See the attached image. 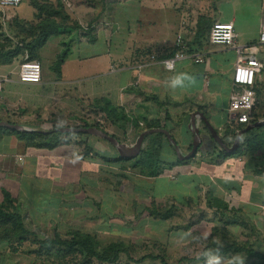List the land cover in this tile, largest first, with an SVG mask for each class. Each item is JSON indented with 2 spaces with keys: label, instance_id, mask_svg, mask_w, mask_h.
Wrapping results in <instances>:
<instances>
[{
  "label": "crops",
  "instance_id": "crops-1",
  "mask_svg": "<svg viewBox=\"0 0 264 264\" xmlns=\"http://www.w3.org/2000/svg\"><path fill=\"white\" fill-rule=\"evenodd\" d=\"M38 1L51 4L61 2L66 16L69 17L70 22L67 25H74L73 27L76 26L78 29L60 30L37 49V61L41 66L40 84L19 83L16 61L11 65H0V207L16 210L33 228L40 226L44 228V226H50L51 221L55 222L54 219H65L68 195L72 196L76 211L80 210L82 216L84 205L91 206L86 203V198L83 199L84 193H93L91 191L96 189H120V187L121 189H138V192L140 190L142 192L147 182L152 179L157 178L160 182L168 179L176 181L178 176H181V183L188 185L189 189H195L198 195L201 192L204 194V205L209 210L204 213L205 216L188 224L190 227L195 226L193 235L199 239L188 235L190 231L188 227V231L180 232L181 236H176L177 233L172 229L171 233L164 236L163 244L158 245V241L151 238L147 240L155 247L157 251L155 253L141 251L139 247L133 249V252L127 251L128 256L126 254L124 256L129 260L127 261L129 264H158V262L161 264L158 257L164 259L169 255L165 250L169 244L173 248H176L178 244L183 248L188 241L193 247L198 241L203 245V249L215 248L218 242L223 244V248L233 242H247L256 253L264 254V145L255 153L221 158L217 143L206 134L201 117L195 115V126L200 133L205 150L199 154L196 153L193 159L184 160L180 164L176 163L179 159L174 150L176 145L181 156L189 153L188 149L193 140L189 129L192 114L199 113L203 116L207 114L209 119L207 121L216 126L218 131H222L224 125L230 123L228 103L232 92L234 52L212 45L209 40H206L209 46L208 51L199 52L202 47L200 46L196 47L198 52L193 53L202 55L203 63L195 64L190 59H184L176 63L173 71L167 72L159 62H151L150 57L155 55L159 61L173 52L176 37L168 43L162 42L161 37L158 39L156 36L155 39L151 37L152 43L136 42L131 45L129 21L125 22L128 12L125 6L131 0H99L100 6H95L91 2L85 3L84 0H76L75 5L69 0H67L68 5L62 0ZM110 2L111 5L108 4ZM139 5L136 6L139 8L141 7ZM19 6L4 12V16L9 19L6 25L16 20L20 24L27 23L36 27L40 20L32 0H28L29 9H21ZM120 9L124 13L121 16L118 14ZM146 12L152 11L142 9L140 15ZM142 19L136 21L137 33L146 35L153 33L154 21L152 22L154 25L151 23L148 28H145L142 25ZM217 20L220 22L219 20L222 19ZM3 21L5 20L0 12V26H4ZM226 22H231L235 30L234 18L222 23ZM88 28L91 31L89 34ZM157 33L159 34V31H155V34ZM235 34L237 39L236 30ZM53 37L57 38V42L54 47H48ZM71 37L76 44L66 43L68 49L63 50L62 47L66 45L63 41L70 40ZM31 40L32 38H28L27 41ZM256 42L257 40H253L248 45ZM228 50L230 54L233 53L231 59L225 57ZM58 61H61L59 65ZM99 61L110 62L108 73H101ZM88 62L94 64L97 62L95 70H91L90 74L85 75L86 77L80 78L78 71ZM68 63L72 74L66 72ZM198 66L200 67L198 70H193V67ZM161 71L169 75H162ZM179 73H188L194 77L195 82L189 87L173 92L168 88L167 82ZM104 77L108 78L107 85H102V90L99 91L92 89V82H100L104 80ZM211 77L216 79L213 84L210 82ZM3 79L7 80L3 81ZM84 83H90L89 90L79 89L80 84L83 86ZM255 92L257 102L254 110L263 115L264 80L261 73L256 79ZM101 99L106 100L110 107L118 109L117 114L120 116L115 120L113 118L114 121L119 120L122 115L129 114L134 121H139L140 125L146 121L158 123L160 126L158 130L166 131L172 140L170 142L163 134L166 142L160 160L171 166V170L178 166L179 173L175 175L163 173L156 178H148L133 166L139 155L125 163L115 162L118 154L116 155L114 151L111 153L106 147L100 152L98 147L103 148V144L96 140L98 137L91 136L96 140L94 141L96 146H92L89 141L59 136L60 141L51 148L48 145L51 141V132L22 128V126L32 125H27L28 122L35 123L34 126L39 127L41 123L52 118L56 110L59 111L55 118L63 113L62 118H58L61 121L67 118V121L81 122V125L82 123L90 124L91 119L81 116L84 114L85 105H88L91 114L99 115L101 118L103 114L92 105ZM74 116L78 119H74ZM115 123L109 124L107 128L111 137L121 143L118 137L124 136V133L133 127L128 121ZM4 124L18 126L22 130H12ZM95 124L97 121L93 123ZM30 133H39L41 136L30 138L28 136ZM84 145L90 148V153H87V150L84 151ZM127 183H130V187H127ZM212 199L218 203L215 204ZM176 200L173 201L178 204ZM182 201L183 197L180 204ZM148 204L149 206L142 207V204L135 205L133 201L130 202L132 209L134 206L137 208L140 206L141 211L146 213H148L147 209H151L150 207L154 205L158 216L149 218L154 219L152 221L155 226H158V221L170 222L174 225L173 219L177 217L178 206L173 203L167 207L166 204L157 205L150 201ZM165 212H169L170 216L163 219L160 215ZM136 214L129 216L133 224L134 218H139ZM75 217L79 216L76 214ZM143 221L148 223L146 220ZM132 226L131 224L129 227L132 228ZM186 233L187 235L184 236ZM205 235L207 239L203 238ZM130 245L134 246L131 242ZM4 249L7 250V248ZM173 252L174 255L170 253L169 256H176L179 261L191 259L187 261L188 264H204L201 255L198 259H192L197 258L195 252L193 257H186L188 259L179 252ZM190 252L192 253L191 250ZM133 253L139 255L138 260ZM238 255L245 256V254ZM148 256L156 259L140 260ZM222 256L227 259L232 255ZM121 258L120 255V261ZM249 261L264 264L256 259Z\"/></svg>",
  "mask_w": 264,
  "mask_h": 264
},
{
  "label": "rangeland",
  "instance_id": "rangeland-1",
  "mask_svg": "<svg viewBox=\"0 0 264 264\" xmlns=\"http://www.w3.org/2000/svg\"><path fill=\"white\" fill-rule=\"evenodd\" d=\"M85 3H94L95 6H98L99 0H84ZM109 1V0H105ZM72 4L75 5L76 0H69ZM61 6V2L59 3ZM111 5V2L108 3ZM140 4V5H139ZM58 4H56L57 6ZM139 5L141 7L138 8ZM100 6V5H99ZM143 6V7H142ZM153 6V8H152ZM21 9H29L28 8V0H22L20 6ZM126 9L128 12L125 16V22L129 21V30H130V40L129 43L132 45L136 42L141 43H152L153 39L158 36V39L161 37L162 42H171L175 37L181 35L187 45L196 48L202 46L199 52H207L209 49L208 44H206V40H209V32L211 26L216 23L217 19L220 22H225L227 19L232 20L235 19V30L237 33V39L235 40L238 46L248 45L251 41L257 40L259 38L260 26L262 21V16L264 14V0H131L129 4H126ZM138 10L136 11V9ZM16 9V8H15ZM150 9L152 12H146L145 14L140 15V10ZM14 10V9H10ZM46 19H49V16L53 15L52 10L46 9L45 11ZM61 13L64 14V7L60 10ZM59 13V12H55ZM123 15V10L120 9L118 13ZM57 15V14H56ZM57 19L60 21L58 23L62 24L64 19L62 14L57 15ZM43 18V19H44ZM140 18L143 27L148 28L151 23L154 26L153 33H149L148 35L144 33H137L138 26L136 25V21ZM150 23V24H149ZM37 25V24H36ZM26 26V25H25ZM22 25V28H18L17 30L12 29L7 25L0 26V52L6 53L8 51H13L14 49L23 48V45L26 46V40L28 38H32L33 36L38 37L36 30H33V27ZM127 26V25H125ZM155 31L159 34H155ZM147 36V37H146ZM142 37V38H141ZM57 38L53 37L48 47H54ZM67 40V41H66ZM64 44L72 43L74 38L71 37L70 40L66 39ZM76 43L73 42V45ZM130 45V47H131ZM63 50L65 48L68 49L67 44L62 47ZM211 49H214L211 47ZM229 51V50H228ZM73 52V50H72ZM66 53V52H65ZM22 54V53H20ZM231 54H233L231 52ZM230 51L225 53V57L231 59ZM23 54L20 55L15 61L19 65L22 62ZM261 56L263 58V69L261 72L262 80H264V47L261 49ZM233 57V56H232ZM52 58V57H50ZM46 60V59H44ZM36 61V60H35ZM38 62V61H37ZM45 62V61H44ZM109 61L103 63L101 61L98 62L100 65L101 73H108L109 70ZM51 64V63H50ZM97 62L94 64L93 62H88L84 64V67L78 71L80 74V78L86 77L85 75L90 74V71L95 70ZM69 63L66 66V72L68 74H72L70 72ZM68 68V69H67ZM200 67H193V70H198ZM162 75H169L165 74L161 71ZM107 77H104V80H100V82H92V89L102 90V85L107 83ZM215 78L210 79V82L213 84L215 83ZM97 83V84H94ZM107 85V84H106ZM90 83H84L79 89L82 91L89 90ZM68 108V107H67ZM87 108V109H86ZM53 112L52 118L47 119L46 122L40 124L39 127L34 126L35 123H26L32 124L30 126H22L23 129L26 130H34V131H43V132H53L55 129L63 128V127H71L74 128L77 125H81V122H74L72 120H68L65 118L64 120H59L58 118H62V114ZM64 112V111H63ZM83 117L91 119L92 121L89 122L91 125L95 123V121L99 120L100 122L97 123L106 134L111 136V133L108 131L109 125L108 121L104 119L103 116L93 115L91 114L90 108L88 105H85L83 111ZM254 114L261 117V115L255 111ZM67 115V114H66ZM64 115V116H66ZM91 115V116H89ZM128 117H131L129 114H125ZM75 117V118H74ZM71 118L78 119L77 116ZM97 118V120H96ZM132 118V117H131ZM137 132L132 128L128 129L124 133V136H119V140L122 144L132 146L135 145L138 136L136 135ZM113 136V135H112ZM65 137V136H62ZM67 137V136H66ZM79 139L82 141H89V143L93 146L94 141H100L103 144V148H100V152L104 150L106 147L108 151L116 150L105 140L91 137L90 135H83L77 136L73 135L70 136V139ZM235 142V141H234ZM234 144V143H233ZM232 144V145H233ZM96 146V145H94ZM100 146V145H99ZM146 144L142 149H144ZM86 147V145H85ZM205 148V147H204ZM200 147L197 154L201 153L205 149ZM190 152V151H189ZM107 154V153H106ZM188 155V154H186ZM185 155V156H186ZM183 156V157H185ZM178 158V156H177ZM193 158L188 159L191 160ZM125 163V162H123ZM166 164V165H165ZM161 168L163 172L166 174L175 175V173H179L178 166L171 170V166L167 165V163H162ZM171 172V173H170ZM75 175V173H73ZM182 177L178 176L176 181L167 180V181H158V179H152L150 182H147L146 188L142 189L138 192V189H96L92 190L93 193H84L83 199L86 198V203L91 205L87 207L84 205V209L82 211V216L80 215V210L76 211L75 204L73 202L72 196L67 197L66 202V217L65 219H54L55 222L51 221L52 223L50 226L44 228L40 226L39 228H33L30 224L27 223V219L24 216H21L24 224L28 227L30 226V230L35 232L37 238L33 236H24L23 238H18V236L11 235L10 233L4 234L2 232V228L7 227L10 231L9 225L5 226L2 224L0 226V264H84L86 263L85 258H82L79 255L75 254H59L58 252H54L49 254L43 250H38L37 241L46 238H52L54 235L59 236L62 240H69L72 239L73 235L82 234L93 236L98 243L99 248L98 253H102V249L110 243H119L124 244L128 248V252H133V249H137L139 247L141 251L146 250L152 253H155L156 249L153 247L147 240L151 238L152 240H157L158 245L164 243V236L171 233V231L175 230L176 236H181V231H186L187 227L188 230L190 229L188 235L191 237L196 238L195 233V226L190 227L188 226L189 222H193L196 219L202 218V216L209 212L204 205V194L201 192L199 195L196 193L195 189H189L188 185H184L181 183ZM130 183H127V187ZM87 195V196H86ZM183 197L182 204H180L181 198ZM198 198V199H197ZM176 200V203L173 201ZM194 199V200H193ZM142 204V207L148 204V201L152 203H156L157 205H164L166 204L169 207L170 204H175L178 206L179 211L177 210V217L173 219L174 225L170 222L161 223L158 221V226L154 225V222L150 219L148 213L141 211V209L136 206L131 208L130 202ZM92 203V204H91ZM10 212H17L14 209H7ZM78 212V213H76ZM18 213V212H17ZM74 213V215H73ZM137 213V214H136ZM77 216L79 217H75ZM136 214L139 218H134V224L131 218V215ZM81 216V217H80ZM143 220L148 221L145 222ZM144 222V223H143ZM133 225L130 228V225ZM135 228V229H133ZM129 229L130 232L126 233ZM173 229V230H172ZM187 230V231H188ZM134 231V232H132ZM202 233V232H199ZM125 234V235H124ZM187 235L184 234V236ZM97 236V237H96ZM187 237V236H186ZM97 238V239H96ZM130 239V240H129ZM117 241V242H116ZM133 243L134 246H129V244ZM185 242V241H184ZM189 243V244H188ZM185 247H179V244L176 248H173L171 244H169L168 248L165 250L167 254H173L175 251L176 253L182 254V256L186 257H193L194 252L196 253L197 258H192L193 260L200 258V253L203 249V245L197 241L194 247L192 246L191 242L188 241ZM247 243V242H245ZM189 246V247H188ZM135 247V248H133ZM179 247V248H178ZM188 247V248H187ZM4 248H7L5 250ZM17 248V252H12L11 249ZM197 248V249H193ZM192 251V253L190 252ZM158 248V254H159ZM157 252V251H156ZM136 256V260H138V256ZM168 255V256H169ZM122 258L115 261L114 263L108 264H129L127 261V257L124 254H121ZM166 256L164 258V262L166 264H188L187 261H191V259L187 261H179L176 256ZM111 257V256H109ZM244 259V264H255V262L251 263L249 259L245 256H241ZM188 259V258H186ZM91 264H102L96 261H92ZM133 264V263H131ZM151 264V263H148ZM158 264H160L158 262Z\"/></svg>",
  "mask_w": 264,
  "mask_h": 264
},
{
  "label": "trees",
  "instance_id": "trees-1",
  "mask_svg": "<svg viewBox=\"0 0 264 264\" xmlns=\"http://www.w3.org/2000/svg\"><path fill=\"white\" fill-rule=\"evenodd\" d=\"M56 4H58L56 6ZM32 5L35 7V9L38 12V19L40 22L36 25V27H33V30L37 32L38 37L33 36L32 40L28 42L26 40V46L23 45V48L14 49L13 51H8L6 53L0 52V65H11L15 60L20 56L24 55L25 52L29 54L30 60H36L37 61V49L42 46L45 41L52 35L60 32V30H65L67 28L69 29H78V27H73L74 25H67L69 21V17L66 16L65 12L64 14L60 12L62 9V6L59 4V1L55 4L48 3L46 1H38V0H32ZM49 9L52 10L53 15L55 16H49V19L44 18L45 17V10ZM59 12V13H55ZM62 14V17L64 19V22L62 24L58 23L60 20L57 19V15ZM44 18V19H43ZM24 24V23H23ZM18 23L16 20H12L8 23V26L12 29L17 30L18 28H22V25ZM27 26L28 24L25 23L24 26ZM25 26V27H26ZM31 26V25H28ZM32 27V26H31ZM90 28H88L87 33L89 34ZM31 38V37H30ZM90 39V38H89ZM187 44V43H186ZM188 48V54H193L198 52L196 48H193L189 45H187ZM22 53V54H20ZM173 54L171 52L169 55L162 57V59L170 57ZM61 63V61H58V65ZM93 107L98 109L99 112H101L104 116V119L108 121L109 124L115 123L117 121L119 122H130L133 129L137 132V136H139L144 131L153 130V129H160V126H158V123L154 122H142L143 124L140 125L139 121H134L132 118H128L127 115H122V117L114 121L116 117L118 118V109L110 107V104L107 103L106 100L101 99V101H95L93 104ZM255 110H253L250 121L246 124H240L235 123L232 124L231 122L224 125V129L222 131H218L216 126H213L210 124L215 131L218 133L220 139L222 140L223 144L227 147H231L234 141L237 138L238 132L243 130L248 124H254L258 122L259 120L264 119V114L259 117L258 115L254 114ZM207 120V114H204ZM189 117V115L187 116ZM114 118V120H113ZM116 124V123H115ZM74 128H96L102 132L103 128H101L98 124L91 125L87 123H82V125H77ZM204 130L206 134L210 137L211 140H213L207 130V128L204 125ZM56 130V129H55ZM77 136H83V134H76ZM30 138H37L38 136H41L39 133H30L28 134ZM51 141L49 147H53L57 142L60 141V137L62 136H73V134L70 133H50ZM114 138V137H113ZM143 142H145L146 146L145 148L140 152L139 156L135 159L134 168L138 169L140 173L148 178H156L160 175H162L164 172L162 170V161L160 160L161 152L164 147V143L166 142V137L163 134L155 133L148 135L144 138ZM264 145V126L260 128L252 129L245 134H243L240 137L238 148L231 154H226L218 145L217 147L219 150V157L221 158H227V157H235L242 155L243 153H255L259 148H261ZM202 146V143L200 144V147ZM199 147V148H200ZM172 148V147H171ZM198 148V149H199ZM87 150V153H90L91 150L87 146L84 145V151ZM191 150V146L188 149V152ZM198 151V150H197ZM197 153V152H196ZM96 156H98L96 154ZM195 156V155H194ZM193 156V157H194ZM192 157V158H193ZM115 162H125L128 160L121 159L119 157H116L114 160ZM177 164L183 163L182 161L177 160ZM212 202H216V200L212 199ZM151 209H147V212L149 216L155 217L158 216V212L156 211V208L154 205L150 207ZM163 219L169 218L170 214L169 212H165L162 215ZM4 224L5 226L9 225L10 231L6 229L7 227L2 228V232L4 234H11L14 236H18V238H23L24 236H33L34 238H37V235L35 232H32L30 230V226L24 224V221L20 214L17 212H8L7 208L0 207V226ZM38 244V250H43L49 254H52L54 252H58L59 254H75L79 255L82 258H85L86 263L84 264H91L92 261H96L102 264H108V263H114L115 261L119 260L121 254H126L128 251V248L124 246L123 244L119 243H110L108 246L104 247L102 249V253H98V243L95 240L93 236L88 235H82V234H76L72 236V239L69 240H62L59 236L54 235L52 238H46L42 239L40 241H37ZM215 246V245H214ZM216 247V246H215ZM12 252H17V248L11 249ZM237 254H245L246 258L256 259L259 262L264 263V254L256 253L251 247L249 243H240V242H233L230 245L225 246L221 250V255H237ZM127 255V254H126ZM111 256V257H109ZM128 256V255H127ZM156 259L155 257H143L140 260L143 259ZM158 260H160L161 264H166L164 262V259L162 257H158ZM182 261V260H180Z\"/></svg>",
  "mask_w": 264,
  "mask_h": 264
},
{
  "label": "built area",
  "instance_id": "built-area-1",
  "mask_svg": "<svg viewBox=\"0 0 264 264\" xmlns=\"http://www.w3.org/2000/svg\"><path fill=\"white\" fill-rule=\"evenodd\" d=\"M62 1L66 4L68 3L67 0ZM21 2L22 0H0V12L5 20L3 25H6L9 20L8 17L4 16V12L17 8ZM235 40L236 34L231 22L222 23L217 21L211 26L209 32L210 44L224 47L235 54L231 77L232 92L228 103L229 121L232 124H246L250 121L256 106V79L263 69L261 49L264 47V14L262 16L259 38L255 44L238 46ZM187 51L188 48L184 38L178 35L175 38L173 54L170 57L158 61V57L152 55L150 61L159 62L167 72L173 71L176 63L184 59H190L195 64L203 63L202 55L188 54ZM166 61L167 63H165ZM6 80L3 79V81ZM17 81L24 85L41 83V66L37 61L30 60L27 52L24 53L22 62L18 65ZM99 122L97 120V123Z\"/></svg>",
  "mask_w": 264,
  "mask_h": 264
},
{
  "label": "water",
  "instance_id": "water-1",
  "mask_svg": "<svg viewBox=\"0 0 264 264\" xmlns=\"http://www.w3.org/2000/svg\"><path fill=\"white\" fill-rule=\"evenodd\" d=\"M195 115L201 117V119L203 120V123H204L205 127L207 128L211 138L227 154L233 153L238 148L240 137L243 134H245L246 132H248V131H250L252 129L260 128V127L264 126V120L258 121V122L254 123V124H248L243 130L238 132L237 138H236L234 144L231 147H227L226 145L223 144V142L220 139L218 133L209 124L207 119L202 114H199V113L192 114L190 116L191 121H190V128L189 129H190V132L193 135V140H192V145H191L190 152L188 153V155L183 157V156L180 155L176 145H174V150L176 152V155L178 156V159L181 160V161L188 160V159L192 158L196 154V152H197V150H198V148L200 147V144H201L200 133H199L198 129L195 126ZM4 126L9 128V129H12V130H17V131L18 130H22L20 127L14 126V125L4 124ZM55 132L70 133V134H83V135H90V136L98 137V138L103 139L106 142H108L116 150V152L118 154V157L121 158V159H125V160H132V159L136 158L140 154V151H141L142 145H143V140L148 135L161 132L162 134H164L167 137V139L170 142H172L170 137L167 135L166 131L158 130V129L144 131L143 133H141L138 136V139H137L135 145H132V146H128V145L122 144V143L118 142L115 138L109 136L105 132H102V131H100V130H98L96 128H60V129L55 130Z\"/></svg>",
  "mask_w": 264,
  "mask_h": 264
},
{
  "label": "clouds",
  "instance_id": "clouds-1",
  "mask_svg": "<svg viewBox=\"0 0 264 264\" xmlns=\"http://www.w3.org/2000/svg\"><path fill=\"white\" fill-rule=\"evenodd\" d=\"M167 63V61L165 62ZM194 77L188 73H179L170 78L167 82L168 88L175 92L177 89H183L194 84ZM207 239V235L203 237ZM199 239V238H195ZM223 248L222 243H217L215 248H205L201 251L200 255L204 260V264H244V259L240 255H233L227 259L221 255Z\"/></svg>",
  "mask_w": 264,
  "mask_h": 264
}]
</instances>
